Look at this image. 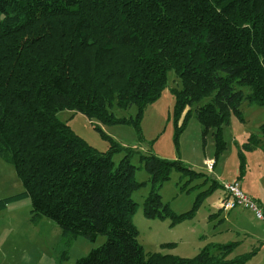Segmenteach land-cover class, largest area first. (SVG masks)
<instances>
[{"label": "trees", "instance_id": "16d2710c", "mask_svg": "<svg viewBox=\"0 0 264 264\" xmlns=\"http://www.w3.org/2000/svg\"><path fill=\"white\" fill-rule=\"evenodd\" d=\"M170 70L181 83L171 88L175 117L194 106L203 136L210 132L223 150L222 128L231 115L242 120L241 104L264 106V0H0V155L23 187L0 198V210L29 198L30 220L48 218L66 237L61 259L77 236L106 237L74 264H242L254 251L228 258L237 242L204 246L193 257L145 251L133 192L149 185L145 218L177 221L190 212H171L160 188L172 171L188 181L200 173L180 159L139 153L148 179L138 181L135 148L109 139L100 151L57 117L68 109L139 130ZM132 105L135 118L113 115V106ZM259 128L243 150L264 143V123Z\"/></svg>", "mask_w": 264, "mask_h": 264}, {"label": "rangeland", "instance_id": "374dc122", "mask_svg": "<svg viewBox=\"0 0 264 264\" xmlns=\"http://www.w3.org/2000/svg\"><path fill=\"white\" fill-rule=\"evenodd\" d=\"M180 86L174 71H168L167 84L159 98L143 111L139 130L131 121L99 123L89 120L80 112L68 109L59 111L57 117L67 122L76 134L100 151L108 148L109 139L123 148H135L138 153L132 155L131 163L135 166L134 177L138 181L148 179L147 172L140 167L139 153L153 152L161 158L180 159L200 173L191 176L192 179L188 181L186 178L182 179L178 171H172L160 188L161 199L171 212L178 216L190 212L177 221L170 215L164 218H145L142 203L149 185H142L133 192L132 198L138 204L132 220L138 229V241L145 251L193 257L204 246L237 242L228 258L254 251L242 264H264V235L256 240L236 234L231 218H224L227 210L219 205L224 195L221 183L229 181L220 182L215 175L218 171L225 178H231L241 168L240 174L264 176V170L259 169L264 163L258 161L259 157L264 156V143L249 151L242 148L250 134L260 133L259 126L264 123V106L244 101L241 104L242 120L234 115L230 116L228 123L222 128L225 147L217 152L211 133L203 136L202 127L193 111L194 106L187 115L185 110L179 117H175L171 88ZM243 89L245 92L249 91L246 86ZM112 112L116 117L130 119L135 118L137 107L132 105L124 110L113 106ZM184 118V126L177 132L176 127L181 125ZM94 124L99 125L100 129H95ZM240 152L245 155L242 166ZM122 156L123 152L114 154V162H118ZM206 160H214V171H207ZM22 188L13 164L0 155V198L20 192ZM262 189L264 192V180ZM30 202L29 198H23L0 210V252L5 256L1 258L3 264H33L35 258L45 251L56 252L57 264H70L67 260L69 258H72L74 264L76 258L105 241L106 237L103 235L97 236L95 241L77 236L67 247L66 259H61L66 237L59 226L48 218L42 217L37 222H32ZM254 221L259 223L255 218ZM11 223L12 230H7Z\"/></svg>", "mask_w": 264, "mask_h": 264}, {"label": "crops", "instance_id": "0c3cea01", "mask_svg": "<svg viewBox=\"0 0 264 264\" xmlns=\"http://www.w3.org/2000/svg\"><path fill=\"white\" fill-rule=\"evenodd\" d=\"M259 162L264 163V156L259 157ZM217 162V161H216ZM215 165L213 167V170L215 169ZM259 169L264 170V165L259 166ZM215 175L218 179V181H233L237 180L240 183L241 189L251 198L253 199L261 208L264 209V192L262 189V184L264 180V176H252L251 174L243 173L240 174L236 172L231 178H225L222 174V172H215ZM263 179V180H262ZM224 183V182H223ZM222 186V183H221ZM225 197L222 196L221 200L219 201V205L221 204L222 199ZM9 205V204H8ZM7 205V206H8ZM6 206V207H7ZM6 207L4 209H6ZM3 209V210H4ZM224 209V208H223ZM227 210V214L224 216V218L228 219L231 218V223L233 224V227L235 228L236 234L246 237H251L256 240H260L264 235V227L261 224L259 220H257L253 213L248 210L241 207H236L233 209H224ZM2 211V210H1ZM255 220L259 221L256 222ZM13 224H9L7 227V230H12ZM56 252L52 251L51 253H47V251L41 253L40 257L37 256L34 260L33 264H57L55 258H57ZM3 252H0V264H3L4 262L1 261V258H4L5 256L2 255ZM7 256V255H6ZM70 264H73L72 258L67 259Z\"/></svg>", "mask_w": 264, "mask_h": 264}, {"label": "built area", "instance_id": "2783aa9c", "mask_svg": "<svg viewBox=\"0 0 264 264\" xmlns=\"http://www.w3.org/2000/svg\"><path fill=\"white\" fill-rule=\"evenodd\" d=\"M205 164L207 171L212 172L215 164L214 160H206ZM222 188L225 192V197L221 201L222 208L233 209L241 207L248 209L264 227V209L241 189L240 183L237 180L222 183Z\"/></svg>", "mask_w": 264, "mask_h": 264}]
</instances>
